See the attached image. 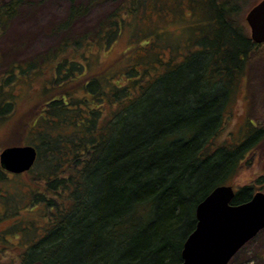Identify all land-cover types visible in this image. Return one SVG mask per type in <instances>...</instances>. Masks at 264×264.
<instances>
[{
  "label": "trees",
  "instance_id": "1",
  "mask_svg": "<svg viewBox=\"0 0 264 264\" xmlns=\"http://www.w3.org/2000/svg\"><path fill=\"white\" fill-rule=\"evenodd\" d=\"M27 1L0 0V27ZM187 1L186 10L194 15L198 11ZM191 1H200L199 20L209 27L194 42L198 49L188 63L195 65L173 89L155 94L157 84L145 75L107 94L95 76L86 74L85 56L80 58L86 65L69 59V49L79 53L82 43L94 44L105 29V46L110 47L126 20L145 9L146 0H126L93 33L68 37L53 54L27 65L31 70L61 56L52 65L50 82L51 88L60 87L58 97L45 105L42 127L29 131L38 152L33 170L40 168L39 180L46 183L44 193L32 194V202L45 208L46 226L39 237L31 233L24 239L23 250H13L10 258L3 259L6 248H0V264H183L198 205L216 188L230 186L244 160L264 142V119L258 123L251 115L257 124L243 141L216 145L232 90L246 69L257 73L264 45L245 34L239 19L243 9L235 1L204 0L206 12L202 0ZM185 8H179L180 14ZM83 10L72 6L67 21L53 33L67 34ZM136 73L131 70L126 77ZM69 81L67 89L61 86ZM76 87L93 100L77 101ZM98 99L101 104H90ZM106 103L117 110L104 120ZM63 126L67 129L61 131ZM5 174L0 166V183ZM262 184L264 178L242 187L233 205L250 202Z\"/></svg>",
  "mask_w": 264,
  "mask_h": 264
},
{
  "label": "rangeland",
  "instance_id": "2",
  "mask_svg": "<svg viewBox=\"0 0 264 264\" xmlns=\"http://www.w3.org/2000/svg\"><path fill=\"white\" fill-rule=\"evenodd\" d=\"M125 1L28 0L6 27H0V155L10 147L33 146L35 136L29 131H38L42 127V120L46 117L42 111L50 100L58 97L60 91L59 86L51 88L50 82L54 75L52 65L61 56L36 63L31 70L27 65L49 53L53 54L68 37L81 38L93 33ZM189 1L198 11L194 15L186 10L190 7L187 0H146L145 9L138 10L126 20L128 25L110 47L105 46L108 36L105 29L94 44L82 43L79 53L69 49V59L86 65L80 58L85 56L86 74L95 76L107 94L114 88L137 83L145 75H152L149 80L157 84L155 91L158 92L155 94L162 93L163 89H173L187 69L195 65L189 64L188 60L198 49L194 42L203 38L202 29L209 27V23L206 25L199 20V13L203 14L200 1ZM233 1L242 7L239 19L245 34L251 37L246 17L262 0ZM202 2L204 0L201 1V8L204 9ZM72 6L82 7L84 16L75 21L67 34H54L53 31L67 21ZM205 6L208 9L207 3ZM180 7H186L181 14ZM212 27L214 24H211V33L215 36ZM260 57V65H256L257 73L253 75L246 69L245 75L232 90L225 111L227 120L216 140L217 146L243 141L248 132H252L254 122L264 119V54ZM131 70L137 73L134 77H126ZM70 85L69 81L61 86L67 89ZM73 92L77 101L84 97L93 100L80 87L74 88ZM101 100L91 101L90 104H101ZM116 110L114 106L104 104V120L105 114L112 116ZM39 114L41 117H37ZM251 115L256 118L255 121ZM63 127L61 131L67 129ZM263 175L264 142L244 160L230 186L239 191L247 185H257V180ZM5 177L6 181L0 183V248H6L3 259L10 258L13 250L21 252L27 244L25 240L32 238L30 235L33 233L39 237L46 226L45 208L32 202L33 193L37 196L39 192L44 193L46 183L39 180L41 169L19 176L7 173ZM258 192L264 193V187L258 188ZM21 229L24 233L18 231ZM230 264H264V231L247 244Z\"/></svg>",
  "mask_w": 264,
  "mask_h": 264
},
{
  "label": "water",
  "instance_id": "3",
  "mask_svg": "<svg viewBox=\"0 0 264 264\" xmlns=\"http://www.w3.org/2000/svg\"><path fill=\"white\" fill-rule=\"evenodd\" d=\"M246 22L253 43L264 45V0L248 13ZM37 160L35 147H10L1 153L0 166L19 176L31 172ZM236 197L232 186H220L198 205L197 225L185 242L183 264H230L264 231V193L242 205H233Z\"/></svg>",
  "mask_w": 264,
  "mask_h": 264
},
{
  "label": "flooded vegetation",
  "instance_id": "4",
  "mask_svg": "<svg viewBox=\"0 0 264 264\" xmlns=\"http://www.w3.org/2000/svg\"><path fill=\"white\" fill-rule=\"evenodd\" d=\"M262 178H264V175L262 176ZM256 184H257V183H256ZM262 185H264V184H262ZM258 193H259V192H258ZM256 194H257V193H256ZM256 194H255V195H256ZM255 195H254V196H255ZM254 196H253V197H254ZM253 197H252V198H253ZM251 200H252V199H251Z\"/></svg>",
  "mask_w": 264,
  "mask_h": 264
}]
</instances>
